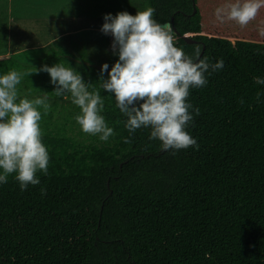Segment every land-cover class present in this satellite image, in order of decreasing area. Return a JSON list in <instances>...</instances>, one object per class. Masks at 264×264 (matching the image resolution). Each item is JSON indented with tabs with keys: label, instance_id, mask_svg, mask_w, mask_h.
<instances>
[{
	"label": "trees",
	"instance_id": "1",
	"mask_svg": "<svg viewBox=\"0 0 264 264\" xmlns=\"http://www.w3.org/2000/svg\"><path fill=\"white\" fill-rule=\"evenodd\" d=\"M236 2L125 0L129 14L151 7L159 24L170 22L187 55L199 49L201 59L223 60L187 98L200 110L186 129L198 149L165 151L150 128L130 133L86 45L59 40L70 34L39 48L36 64L0 56V75L74 68L100 91L101 115L115 133L107 141L84 133L74 119L80 109L70 94L52 93L48 73L22 79V98L48 93L50 110H39L49 164L26 190L15 173L0 183V264H264V84L255 81L264 79V6L244 27L217 19L218 8ZM7 28L0 26V51L9 46ZM117 60L111 52L109 70Z\"/></svg>",
	"mask_w": 264,
	"mask_h": 264
},
{
	"label": "clouds",
	"instance_id": "2",
	"mask_svg": "<svg viewBox=\"0 0 264 264\" xmlns=\"http://www.w3.org/2000/svg\"><path fill=\"white\" fill-rule=\"evenodd\" d=\"M262 6L264 0H237L226 8H218L216 16L244 27L256 18ZM154 11L147 7L135 15L121 11L115 16H104L101 31L113 37L111 50L118 60L110 70L107 63L101 65V88L114 95L116 107L127 117L125 127L130 133L150 128L149 139L160 141L165 151L198 149L197 141L186 129L193 122V112L199 115L200 110L193 108L187 98L190 89L208 83L206 73L222 69L224 63L222 59L210 63L206 56L201 59L199 49L194 56L187 55L175 45L171 26L153 19ZM40 71L50 76L56 97L70 94L72 103L80 109L74 119L84 133L98 135L102 141L115 134L101 115L104 100L100 91L86 83L71 66L56 63L34 71L13 69L0 75V183H6L8 176L15 173L22 191L29 185H38L37 173L47 174L49 164V153L42 143L39 110L42 108L44 114L50 110L48 93L29 99L22 98L18 90L25 76ZM105 72L107 79L103 77ZM255 81L264 84L259 77ZM40 191L46 194L45 189Z\"/></svg>",
	"mask_w": 264,
	"mask_h": 264
},
{
	"label": "rangeland",
	"instance_id": "3",
	"mask_svg": "<svg viewBox=\"0 0 264 264\" xmlns=\"http://www.w3.org/2000/svg\"><path fill=\"white\" fill-rule=\"evenodd\" d=\"M121 11H127L125 0H0V26H8L7 39L12 48L10 53L0 51V56L21 49L16 57L36 64L33 59L42 54L39 48L70 34L59 39L62 44L69 49L72 42L85 44L89 59L101 67L112 52L113 41L111 34L101 31L104 16Z\"/></svg>",
	"mask_w": 264,
	"mask_h": 264
},
{
	"label": "water",
	"instance_id": "4",
	"mask_svg": "<svg viewBox=\"0 0 264 264\" xmlns=\"http://www.w3.org/2000/svg\"><path fill=\"white\" fill-rule=\"evenodd\" d=\"M161 25H165V26L170 25V26H171V23H170V22H165V23H162ZM175 32H176V30H175ZM182 38H183L186 42H189V43L195 41L194 39H192V38H190V37H188V36H183Z\"/></svg>",
	"mask_w": 264,
	"mask_h": 264
},
{
	"label": "crops",
	"instance_id": "5",
	"mask_svg": "<svg viewBox=\"0 0 264 264\" xmlns=\"http://www.w3.org/2000/svg\"><path fill=\"white\" fill-rule=\"evenodd\" d=\"M11 49H12V48L8 46L7 52H8V51H11ZM23 50H24V49H23ZM18 51H21V49H17V51H13L12 53H13V54H18V53H17ZM8 53H10V52H8ZM20 53H22V51H21Z\"/></svg>",
	"mask_w": 264,
	"mask_h": 264
}]
</instances>
